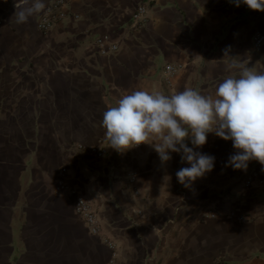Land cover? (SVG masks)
<instances>
[{
  "label": "crops",
  "instance_id": "1",
  "mask_svg": "<svg viewBox=\"0 0 264 264\" xmlns=\"http://www.w3.org/2000/svg\"><path fill=\"white\" fill-rule=\"evenodd\" d=\"M142 3L143 25L133 19ZM14 11V0H0V264H264L257 161L225 167L232 142L210 133L196 150L214 156V168L185 188L179 154L161 165L148 145L117 153L100 123L134 90L214 95L231 74L220 61L228 47L264 71V44H253L264 12L230 0H64L44 32L39 15L16 24ZM100 36L118 49L100 52ZM100 143L102 157L81 148ZM62 166L99 212L100 234L74 214V196L55 192ZM230 211L245 219H227Z\"/></svg>",
  "mask_w": 264,
  "mask_h": 264
},
{
  "label": "clouds",
  "instance_id": "2",
  "mask_svg": "<svg viewBox=\"0 0 264 264\" xmlns=\"http://www.w3.org/2000/svg\"><path fill=\"white\" fill-rule=\"evenodd\" d=\"M230 2L264 12V0ZM46 8L45 0H14L11 20L28 23ZM223 52L220 61L231 74L218 84L214 95L191 87L172 94L134 90L122 95L115 106H108L100 123L109 148L123 154L148 145L161 165L177 153L181 163L189 165L176 172L177 181L191 188L214 168L215 157L196 150L207 143L211 133L231 141L235 149L225 167L247 171L249 162L257 161L264 171V71H256L248 60L231 56L230 47Z\"/></svg>",
  "mask_w": 264,
  "mask_h": 264
},
{
  "label": "built area",
  "instance_id": "3",
  "mask_svg": "<svg viewBox=\"0 0 264 264\" xmlns=\"http://www.w3.org/2000/svg\"><path fill=\"white\" fill-rule=\"evenodd\" d=\"M64 5V0H54L51 4H49L46 8L44 14L39 15L38 17V27L44 31L49 32L57 20L63 17V13L61 11L62 6ZM149 15V8L146 4H139L134 13L133 19L137 24L143 25ZM97 45L102 53H109L111 51H116L118 49V44L109 40V38L105 36H100L97 39ZM253 44L260 48L264 44V34L256 33L253 37ZM166 70L168 72H175L177 69L172 64L166 65ZM81 148L91 154H94L98 157H102L107 154L108 146L105 143H100L98 145H90V146H81ZM68 168L67 166H62L59 171V176L56 180L55 192L56 193H68L69 195L74 196V214L89 228V231L92 234H100L102 231V223L100 219V214L90 201V199L78 188L70 185L68 181ZM251 176L248 178V182L250 181ZM186 199V198H185ZM207 217H216L218 214L213 212L212 209H208V211L204 214ZM227 219L236 218L238 220H244V214H239L235 211H230L226 215Z\"/></svg>",
  "mask_w": 264,
  "mask_h": 264
}]
</instances>
